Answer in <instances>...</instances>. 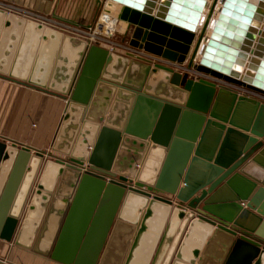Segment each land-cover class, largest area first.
<instances>
[{
	"label": "water",
	"instance_id": "95a60500",
	"mask_svg": "<svg viewBox=\"0 0 264 264\" xmlns=\"http://www.w3.org/2000/svg\"><path fill=\"white\" fill-rule=\"evenodd\" d=\"M109 2L122 4L116 18L126 23L130 46L186 63L213 81H193L166 67L86 46L0 10V76L66 102L50 148L63 158L44 166L59 179L49 189L41 178L32 191L44 154L0 141V239L13 240L24 214L15 244L24 246L26 238L31 246L41 221L45 228L53 220L45 254L61 229L51 254L57 258L88 193L67 264L103 260L113 223L124 219L122 203L137 207L130 216L134 223L141 217L133 241L123 243L124 264L133 260L154 213L158 227L138 264H202V248L217 237L230 250L224 264H234L236 256L243 257L237 264H264V102L216 83L264 96V0L257 7L248 0H221L211 22L218 0L204 18L205 0H107L105 8ZM233 64L245 68L243 76L231 70ZM83 163L89 171L81 174ZM159 194L174 198L176 207ZM178 220L171 240L168 228ZM113 226L111 236L120 223ZM192 238L199 241L188 252Z\"/></svg>",
	"mask_w": 264,
	"mask_h": 264
},
{
	"label": "crops",
	"instance_id": "0c3cea01",
	"mask_svg": "<svg viewBox=\"0 0 264 264\" xmlns=\"http://www.w3.org/2000/svg\"><path fill=\"white\" fill-rule=\"evenodd\" d=\"M2 2L13 3L15 5L25 7L44 15L51 16L55 19L80 26L85 27L88 24L96 20L98 14V7L96 3L98 0H0ZM110 5L109 10L106 12L110 13L113 17H116L120 11V7H117L112 2L108 3ZM106 7V6H105ZM105 11V10H104ZM114 12V13H113ZM126 29V23L118 21L117 25V36L116 40L126 43L127 40L124 39V33ZM66 107L65 100L60 97L40 91L33 87L17 83L16 81L3 78L0 76V141H4L6 145L16 144L18 147L23 146L29 148L30 152L34 151L40 152L43 155L42 165L40 171L38 172L35 183L32 187L35 189L37 183L42 178V185L45 189H49L54 186L56 182L59 181L58 176L54 170L44 171V166L46 161H56V158L60 159L63 156L54 153L50 150L52 142L57 133L60 121L63 117L64 110ZM133 152L130 150L126 152V158L131 157ZM152 166H156L155 162L151 163ZM83 174L82 172H80ZM76 191V187L73 191L72 197ZM71 197V198H72ZM89 195L85 193L80 199L78 206V215L82 212ZM69 200V203H71ZM29 200L27 201V206ZM124 205V207H123ZM127 205V207H126ZM135 205H129L122 203L120 209H123L124 219L116 220L113 225L117 222L120 226L116 228L114 235L111 236V232L114 228L112 225L105 243L102 254L104 253L103 260L97 262L96 264H124L128 249L123 247L125 241L132 242L134 236L136 235L141 220L134 223L133 217L134 211L137 207ZM176 207L175 204H172ZM123 207V208H122ZM119 209V210H120ZM122 211V210H121ZM144 210L141 212L143 214ZM155 217L150 219L147 230L143 233L140 246L133 253V260L129 264H138V258L142 256V252L145 249V244L153 236V230L158 227V217L157 213H154ZM75 218L72 223L67 235L64 237L65 242L62 245L57 258L53 259L51 257L52 251L55 247V243L59 237L60 230L56 235V240L51 250V253L45 254L47 251L46 242L50 239L52 226H55V221L50 220L45 228L43 227V220L41 221L37 233L33 239L32 245L27 246L28 240L24 238L22 241L24 246L16 245L15 239L19 233V229L24 217H21L19 224L17 226L13 240L8 243L0 239V264H67L65 261L67 259V254L69 250V243L74 241L76 235L74 228L79 223V217ZM137 223V224H136ZM168 220L165 223L161 235L167 226H169ZM180 227V220L174 221L173 224L168 228V236L172 240L174 235L177 233ZM129 228H133L130 231ZM44 229V230H43ZM160 235V239H161ZM84 237V236H83ZM111 237V238H110ZM40 239V240H39ZM84 240V238H83ZM94 238H90L93 241ZM111 241V242H110ZM199 239H191L188 241L186 249L191 252L196 248V244ZM40 242V243H39ZM110 242V243H109ZM142 243V244H141ZM208 241L206 246H208ZM143 245V246H142ZM201 250V255H204V262L202 264H224L227 257L230 255V250H227V244L223 237H217L213 239L209 244L208 248L206 246ZM107 247V249H106ZM130 247V246H129ZM106 249V251H105ZM167 249V248H166ZM105 251V252H104ZM78 253L75 258H77ZM122 259V260H121ZM137 259V260H136ZM234 264L242 262L243 257L236 256L234 258ZM64 261V262H63Z\"/></svg>",
	"mask_w": 264,
	"mask_h": 264
},
{
	"label": "built area",
	"instance_id": "2783aa9c",
	"mask_svg": "<svg viewBox=\"0 0 264 264\" xmlns=\"http://www.w3.org/2000/svg\"><path fill=\"white\" fill-rule=\"evenodd\" d=\"M106 1L107 0H105V3ZM98 2L102 3V0H98ZM0 10L5 11L8 15L20 17L26 21L39 24L44 28L52 29L62 33L63 35L76 38L84 42L86 46H96L106 50L108 53H115L121 56L129 57L131 59L148 64L151 67H166L171 69L173 72L179 73L180 75L187 74L188 78L192 79L193 81H198L200 79L213 81V78L210 76L198 73L193 68H187L186 63L180 64L177 62H171L160 56L148 53L143 49L130 46L127 42L125 43L116 40L114 36L117 33L118 20L116 17L104 13V10L99 13L97 19L94 22L88 24L85 27L76 26L55 19L51 16L44 15L37 11L21 7L13 3L0 1ZM216 83L219 86L227 87L228 89L236 92L238 95L255 97L264 102V96L258 95L244 87L231 85L223 81H217ZM79 168L81 170L80 172L82 173L89 171V165L87 163H83L81 166H79ZM105 180L110 181L111 178L106 177ZM112 180L118 181L117 179ZM159 196L170 199L172 204H177L176 200H174V198L171 196L161 194H159Z\"/></svg>",
	"mask_w": 264,
	"mask_h": 264
},
{
	"label": "bare ground",
	"instance_id": "6f19581e",
	"mask_svg": "<svg viewBox=\"0 0 264 264\" xmlns=\"http://www.w3.org/2000/svg\"><path fill=\"white\" fill-rule=\"evenodd\" d=\"M145 1V0H144ZM206 2H205V5H204V7H202V9H201V11H200V14H201V16H203V18L206 16V14H207V12H208V10H209V7H210V5L212 4V2H213V0H205ZM223 1V0H222ZM134 3L136 2V1H133ZM248 2L249 3H251V4H253L254 6H258V4H257V2H258V0H248ZM113 5H114V3H112ZM121 4V3H120ZM120 4H117V3H115V5L117 6V7H120V9H121V6H122V4L120 5ZM138 5H143V3H138ZM193 6V3L192 4H189V6H188V8H190L191 9V7ZM221 6H222V2H221V0H218V2H217V4H216V6H215V9H214V14L212 15V17H211V20H210V22L213 20V21H215L216 19H217V15H218V13H219V10L221 9ZM201 8V7H200ZM105 11H104V13H106V12H108L107 10H109L108 8H105L104 9ZM114 13V12H113ZM108 14H110V13H108ZM118 15V14H117ZM198 15V14H197ZM258 19H260V18H258ZM262 19V22L264 21V18H261ZM254 21V20H253ZM260 20H257V22H259ZM255 22V21H254ZM123 23V22H122ZM199 28H200V25H199V23L196 25V28H195V30H196V32H198V30H199ZM210 33H211V29H210V24L208 25V27H207V32H206V39L209 37V35H210ZM260 33H262V29L260 28L259 30H258V32L256 31V36H255V39H256V43L258 42V39L261 37L260 36ZM197 34V33H196ZM206 43V40L203 42V44H205ZM199 58L200 57H198L197 59L199 60ZM196 62V61H195ZM232 69H236L237 70V72L239 73V74H237L238 76H243L244 75V72H245V68H243V67H238V66H234V64H233V66L231 67V70Z\"/></svg>",
	"mask_w": 264,
	"mask_h": 264
},
{
	"label": "rangeland",
	"instance_id": "374dc122",
	"mask_svg": "<svg viewBox=\"0 0 264 264\" xmlns=\"http://www.w3.org/2000/svg\"><path fill=\"white\" fill-rule=\"evenodd\" d=\"M107 2V1H106ZM105 0H102V3H99V2H97L96 3V6L98 7V14H97V17H98V15H99V13L101 12V11H103L104 9H105ZM97 17H96V19H97ZM116 36H117V34H115V39H116ZM127 40V39H126ZM119 41V40H118Z\"/></svg>",
	"mask_w": 264,
	"mask_h": 264
}]
</instances>
